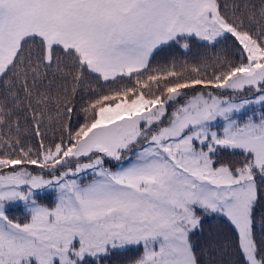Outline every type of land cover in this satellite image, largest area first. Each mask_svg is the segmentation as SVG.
Instances as JSON below:
<instances>
[{
  "label": "snow or ice",
  "instance_id": "1",
  "mask_svg": "<svg viewBox=\"0 0 264 264\" xmlns=\"http://www.w3.org/2000/svg\"><path fill=\"white\" fill-rule=\"evenodd\" d=\"M117 256L264 264V0H0V264Z\"/></svg>",
  "mask_w": 264,
  "mask_h": 264
},
{
  "label": "trees",
  "instance_id": "2",
  "mask_svg": "<svg viewBox=\"0 0 264 264\" xmlns=\"http://www.w3.org/2000/svg\"><path fill=\"white\" fill-rule=\"evenodd\" d=\"M217 47H220V45H218ZM224 158L227 159L228 158V154H225L224 155ZM13 214H17L18 215L19 212L18 211H14ZM211 223L212 224H218L219 221L218 220H215V221H212ZM206 234H207V230H206ZM106 264H108V262H106ZM112 264H122L121 258L118 257V256L117 257H113Z\"/></svg>",
  "mask_w": 264,
  "mask_h": 264
}]
</instances>
